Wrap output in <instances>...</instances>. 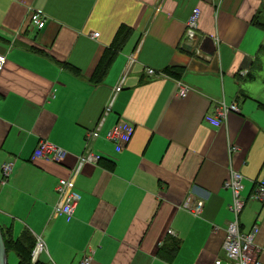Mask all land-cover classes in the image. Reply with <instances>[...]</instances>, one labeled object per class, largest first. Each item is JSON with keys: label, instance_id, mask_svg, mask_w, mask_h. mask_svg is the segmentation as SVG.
<instances>
[{"label": "crops", "instance_id": "crops-1", "mask_svg": "<svg viewBox=\"0 0 264 264\" xmlns=\"http://www.w3.org/2000/svg\"><path fill=\"white\" fill-rule=\"evenodd\" d=\"M195 8L201 15L190 42ZM35 12L46 19L42 30L31 23ZM253 18L264 22V0H0L5 239L31 235L32 264H230L223 244L234 216L223 183L230 169L239 172L247 200L253 182L264 178V110L243 79L259 62L264 71V30ZM167 68L181 69V78L166 75ZM222 102L238 111L216 125ZM119 123L134 128L123 147L106 138ZM95 130L88 150L100 161L76 177L74 217L54 216L59 180L72 176ZM41 140L66 150V159L33 158ZM5 162L13 163L6 180ZM238 223L245 233L256 228L255 255L264 263V205L247 200ZM6 249L18 264L17 252Z\"/></svg>", "mask_w": 264, "mask_h": 264}, {"label": "built area", "instance_id": "built-area-1", "mask_svg": "<svg viewBox=\"0 0 264 264\" xmlns=\"http://www.w3.org/2000/svg\"><path fill=\"white\" fill-rule=\"evenodd\" d=\"M201 12L199 8H195L187 21L186 38L192 42L196 38V32L198 29L199 19ZM31 23L34 27L42 30L46 26V19L39 13H33L31 16ZM7 63V57L5 54L0 53V74L4 70ZM130 63H133L131 59ZM147 73L150 76H155L156 72L149 69ZM122 86L119 85L116 88V92H119ZM188 93V88L179 84L178 95L185 97ZM237 104L232 103L226 105L222 102L215 110V116L212 123L221 125L227 118L230 112H237ZM134 132L132 125L128 123H119L113 129H111L106 138L119 144L121 147L129 143ZM99 133L97 130L91 131L87 134L86 144L87 150L81 154L78 158V163L73 171V174L69 178H62L59 180L57 186V192L59 201L54 208V216L63 215L67 221H71L74 217V213L78 203L81 200V195L76 191V177L80 173L82 167L85 164L96 165L99 163V156L93 154L88 150L89 143L98 138ZM235 146L229 148V154H233L236 151ZM68 153L66 150L46 141L41 140L34 151L33 158L42 159L50 162H62L66 159ZM13 170L12 162H5L2 165V174L4 180L8 179ZM223 187L229 189L231 192L232 200L229 206V211L233 214L234 220L229 222L226 226V235L223 244V251L230 264H264L255 255V232L254 227L250 232H242L239 227L238 218L242 210L246 205L247 200L256 201L264 205V178L258 179L253 182L252 191L249 198L246 200L242 198L241 192L243 190V176L234 169H230L227 178L223 183ZM196 213L202 210V203H199L197 207L193 209ZM42 243L39 244L41 249ZM90 258H86L82 264H88ZM214 264H222L221 260L216 261Z\"/></svg>", "mask_w": 264, "mask_h": 264}, {"label": "trees", "instance_id": "trees-1", "mask_svg": "<svg viewBox=\"0 0 264 264\" xmlns=\"http://www.w3.org/2000/svg\"><path fill=\"white\" fill-rule=\"evenodd\" d=\"M253 23H255L257 26H259L261 29L264 30V22L263 23H259L258 20H256V18H253ZM126 36V35H125ZM125 36H123V38L120 40V42H118V44L112 48L109 58L107 59L106 62H104V64L100 65L98 68V71L96 73V81L98 82L99 80H101L107 73L116 53L121 49L122 44L124 42ZM253 66H255V63L253 62L252 64ZM164 73L170 77L179 79L181 78L183 71L181 69H176V68H167ZM243 79H247L248 81L253 80V75L250 72H247L245 74H243ZM263 83H264V78H263ZM262 106L263 110H264V104L258 103ZM4 237V241L6 244V248L8 249H14L20 260L18 264H32V251L34 248V239L31 235H26L24 238H21L18 241H7L5 239V236L3 234ZM179 245H177L176 247H174L171 251H169L165 258L168 260H172L175 255L177 254Z\"/></svg>", "mask_w": 264, "mask_h": 264}, {"label": "rangeland", "instance_id": "rangeland-1", "mask_svg": "<svg viewBox=\"0 0 264 264\" xmlns=\"http://www.w3.org/2000/svg\"><path fill=\"white\" fill-rule=\"evenodd\" d=\"M262 64L258 63V68L252 71L253 74V80L245 82V86H248L250 88L248 96L251 98V100H255L256 102H260L264 104V71L261 72L260 66ZM264 66V65H263ZM264 70V67H263ZM10 254H12L10 252ZM8 264H14L12 255L9 256Z\"/></svg>", "mask_w": 264, "mask_h": 264}, {"label": "water", "instance_id": "water-1", "mask_svg": "<svg viewBox=\"0 0 264 264\" xmlns=\"http://www.w3.org/2000/svg\"><path fill=\"white\" fill-rule=\"evenodd\" d=\"M0 264H8L7 249L1 228H0Z\"/></svg>", "mask_w": 264, "mask_h": 264}]
</instances>
